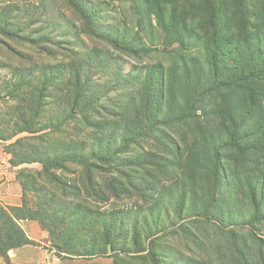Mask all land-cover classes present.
I'll use <instances>...</instances> for the list:
<instances>
[{"label":"trees","instance_id":"1","mask_svg":"<svg viewBox=\"0 0 264 264\" xmlns=\"http://www.w3.org/2000/svg\"><path fill=\"white\" fill-rule=\"evenodd\" d=\"M67 1L120 54L159 49L139 31L100 27L85 0ZM7 2L0 44L28 63L0 59L13 75L0 101L17 102L0 109V140L23 190L21 206L0 202V259L12 264L11 250L42 245L20 224L35 220L63 262L206 264L172 241L197 244L192 221L228 236L233 264H264V0H137L140 26L156 19L171 58L137 73L99 46L69 64L40 63L39 7L27 18ZM177 127L182 136L168 133ZM150 141L157 150L141 153ZM138 196L142 204H120Z\"/></svg>","mask_w":264,"mask_h":264},{"label":"rangeland","instance_id":"2","mask_svg":"<svg viewBox=\"0 0 264 264\" xmlns=\"http://www.w3.org/2000/svg\"><path fill=\"white\" fill-rule=\"evenodd\" d=\"M8 0H0V8L3 3L6 4ZM19 3L24 10H27L26 17L28 18L34 11L33 5H37V15L40 16V22L37 23L36 29L40 33V63H67L69 64L73 60L78 52L86 51L94 46H99L104 49H109L110 53L117 57L124 73H137L140 68L145 64L162 61L168 64L171 60L170 55L164 49L162 45L163 34L160 28L157 27V21L153 17L150 21L149 18H145L140 26V19L142 13L139 11V4L137 0H85L90 4V7L97 11L96 20L100 27L104 29H110L111 27L118 26L120 29L127 27L131 36L135 35L136 31L141 32L140 35L143 41L148 45L159 47V49L152 50V52L141 58H135L120 52L113 50L104 42L93 38L87 29L85 20L80 13L67 1V0H11ZM168 3L171 4L170 1ZM150 22L152 24H150ZM4 41L8 42L16 51H23L31 55L35 54V50L32 49L26 43H20L16 40L5 38ZM61 46L56 43H60ZM0 59L4 62L10 63L17 67L25 63L5 44H0ZM28 63V62H26ZM25 63V64H26ZM13 77L12 70L6 67H0V85L3 79ZM17 102L13 101H0V109L6 110L7 107L16 105ZM168 129V128H167ZM180 137L185 128L177 127L174 129H168V133L172 132ZM145 150L156 151L157 143L148 142L139 150L141 153ZM25 167V166H23ZM31 169L38 170L41 167L38 164L27 166ZM32 195H29V199ZM143 200L138 197L130 200L126 199L125 202L120 204L123 207L130 205L142 204ZM109 205H105L108 207ZM110 207V206H109ZM188 226L191 231L195 233V240L197 244L188 242L183 237H178L173 241L179 249L185 252V254L198 257L204 260L206 264H233V255L229 247L228 236L225 233L220 232L214 226L189 222ZM261 236H264V232ZM44 247L48 248L46 242ZM95 261L101 264H109L112 259L108 257H99ZM84 259H75L73 261H60L59 264H84ZM0 264H4L3 259H0Z\"/></svg>","mask_w":264,"mask_h":264},{"label":"crops","instance_id":"3","mask_svg":"<svg viewBox=\"0 0 264 264\" xmlns=\"http://www.w3.org/2000/svg\"><path fill=\"white\" fill-rule=\"evenodd\" d=\"M8 143L0 140V202L5 206H21L23 190L17 175L21 166L11 164L12 155L5 150ZM20 224L31 239L42 245H26L11 250L9 254L12 264H59L61 260L49 249V232L35 220H21ZM45 242L48 248L44 247Z\"/></svg>","mask_w":264,"mask_h":264}]
</instances>
